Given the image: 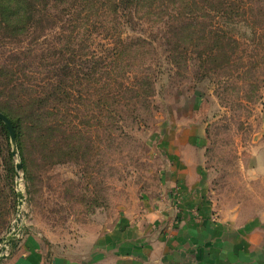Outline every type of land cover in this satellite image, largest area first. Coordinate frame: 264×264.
I'll return each mask as SVG.
<instances>
[{
	"label": "rangeland",
	"instance_id": "rangeland-1",
	"mask_svg": "<svg viewBox=\"0 0 264 264\" xmlns=\"http://www.w3.org/2000/svg\"><path fill=\"white\" fill-rule=\"evenodd\" d=\"M243 1L237 17L207 13L179 46L141 39H155L184 0L164 3L153 25L135 18H144L139 9L141 29L119 25V13H75L65 40L48 23L38 30L35 9L11 14L19 33L0 38L1 64L18 50L42 63L36 45L61 50L67 98L52 104L49 128L32 130L0 89V112L19 135L15 143L0 136V261L30 245L93 254L122 235L142 241L150 226L176 228L170 210L188 167L217 214L253 215L264 200V176L254 172L264 166V0Z\"/></svg>",
	"mask_w": 264,
	"mask_h": 264
},
{
	"label": "trees",
	"instance_id": "trees-1",
	"mask_svg": "<svg viewBox=\"0 0 264 264\" xmlns=\"http://www.w3.org/2000/svg\"><path fill=\"white\" fill-rule=\"evenodd\" d=\"M184 1L183 6L172 9L174 11L172 21L162 22V26L156 33V40L151 36V38L146 37L147 40L141 39V42L148 46H152L153 42H158L160 46L164 44L179 46L188 36L189 32L186 33L185 31L192 24L195 23L196 27L204 28L207 13L223 15L234 12L237 17L239 13L243 12L244 6L247 5L243 4V0ZM173 2L174 0H0V38L8 39L7 35L19 33L17 26L12 24L10 18L11 14L15 15L19 8L25 6L35 9L38 15L37 18H44L35 22L39 31L44 29V22L48 23L49 31L55 33L59 39L65 40L67 37L65 34L67 22L77 21L73 18L75 13L78 16L86 15L93 8H96L99 9L97 12L104 10L115 15L119 13L121 15L117 22L119 25L138 26L135 18L138 20L143 19L146 24L153 25L155 22L151 20V17H155V12L160 10L164 3L168 6L173 5ZM143 7L146 8L143 14L144 18H133V14H136ZM56 12L60 15L70 16V19L63 20L62 16L55 14ZM215 24L218 23L215 22ZM138 29H141V25L138 26ZM132 30H135V28H132ZM1 32L5 33L1 34ZM224 40L226 39L220 40V43H223ZM62 43L65 46L67 45V42ZM53 50L46 51L43 48H37L36 45L33 51L38 56L37 60L41 59L42 63H37L33 58L28 57L23 50H18L15 53L17 55L10 57L7 62L3 61L4 64L0 62V89L7 91L16 101L20 112H24L25 119L28 120L26 125L28 124L32 130L34 126L41 124L49 128L51 122H46L48 121L46 114L52 108L57 109V106H52L54 103L61 104L60 107L62 108L67 98L68 59L64 57L61 50L59 52L55 50L53 52ZM48 52L53 55L60 53V56L46 57L45 54ZM24 70L25 73H23ZM20 73L23 76L19 75ZM5 116L7 117V115ZM7 118L9 119V117ZM9 120L11 121V119ZM11 123L16 133V139L19 140L17 126L13 121ZM0 136L7 139L9 136L1 121Z\"/></svg>",
	"mask_w": 264,
	"mask_h": 264
},
{
	"label": "crops",
	"instance_id": "crops-1",
	"mask_svg": "<svg viewBox=\"0 0 264 264\" xmlns=\"http://www.w3.org/2000/svg\"><path fill=\"white\" fill-rule=\"evenodd\" d=\"M192 170L181 171L184 180L176 228L156 232V226H150L149 237L142 241L134 235L122 240V235L111 241L110 249L93 250V254L78 250V256L30 245L12 250L0 264H264V200L256 202L252 216L246 217L241 210L217 214ZM254 172L264 176V166H256ZM161 220L166 222L167 217ZM153 240L157 250L150 248Z\"/></svg>",
	"mask_w": 264,
	"mask_h": 264
},
{
	"label": "water",
	"instance_id": "water-1",
	"mask_svg": "<svg viewBox=\"0 0 264 264\" xmlns=\"http://www.w3.org/2000/svg\"><path fill=\"white\" fill-rule=\"evenodd\" d=\"M0 121L4 124V126L6 127L8 134H9V138L11 140L12 143H15V130L14 127L12 125V123L10 122V120L2 113L0 112ZM16 169L20 170L21 169V164L17 163L16 164Z\"/></svg>",
	"mask_w": 264,
	"mask_h": 264
},
{
	"label": "built area",
	"instance_id": "built-area-1",
	"mask_svg": "<svg viewBox=\"0 0 264 264\" xmlns=\"http://www.w3.org/2000/svg\"><path fill=\"white\" fill-rule=\"evenodd\" d=\"M171 209L173 210V217H172V224H178V214H179V207H178V200L175 199L171 205Z\"/></svg>",
	"mask_w": 264,
	"mask_h": 264
}]
</instances>
